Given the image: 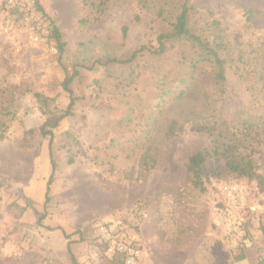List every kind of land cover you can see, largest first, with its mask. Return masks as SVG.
<instances>
[{"label":"rangeland","instance_id":"1","mask_svg":"<svg viewBox=\"0 0 264 264\" xmlns=\"http://www.w3.org/2000/svg\"><path fill=\"white\" fill-rule=\"evenodd\" d=\"M39 2L63 33L61 60L34 0L19 1L21 14L0 6V264H74L69 241L81 264H122L97 252L96 227L107 217L140 245L137 264H264L256 180L223 174L201 191L187 170L190 155L218 137L263 171L264 0L189 2L190 25L220 45L222 86L211 63L193 65L199 52L189 43L151 52L180 0ZM75 71L73 115L52 129L57 170L45 206L52 165L40 128L49 115L36 93L49 98L54 124L69 103L62 81ZM194 122L221 135L194 131ZM225 185L241 197L229 198Z\"/></svg>","mask_w":264,"mask_h":264},{"label":"trees","instance_id":"2","mask_svg":"<svg viewBox=\"0 0 264 264\" xmlns=\"http://www.w3.org/2000/svg\"><path fill=\"white\" fill-rule=\"evenodd\" d=\"M147 0H139V2L146 6ZM190 0H180V12L177 13L175 16L174 21L170 22L169 29L161 32L157 37L158 45L154 47L153 51L154 54H163L166 52L168 48V44H174L176 42L182 43H189L192 47L197 49L199 52V58L195 61L192 60L193 65H198L197 62H207L211 63L214 68L215 74V81L219 85H223L226 81V61L220 53V45L214 44L207 38L203 37L202 35L198 34L194 28L190 25L191 17L190 11L192 7L189 4ZM34 6L36 10H38L42 17H44L48 21L47 31H48V38L54 42V48L58 51L59 60H61L62 55L64 53L65 42L63 40V33L60 31L54 20L50 18V16L45 12L39 0H34ZM15 11L20 13L17 8H14ZM97 10H103L101 6H98ZM246 12V22L249 25L253 24V10L249 7H245ZM21 14V13H20ZM22 18V17H21ZM124 33L127 32L128 28L125 26L123 28ZM143 48V47H142ZM145 48V47H144ZM137 52L132 54V58L136 57ZM119 59L116 57L108 56V62H117ZM128 61V60H127ZM79 74L78 71H75L73 74H69L68 72L65 75L64 80L62 81V87L64 91L68 93L69 96V103L66 109L62 112L59 118L55 121L54 124L49 123V116L52 114L50 110L47 109L49 98L44 97L40 93H36V97L38 101L44 103L46 109L45 113L48 114L47 120L44 122L42 127L40 128V133L43 137L50 136L49 139V156L50 162L52 165L51 175L48 181L47 191H46V201L45 206H47V202L49 201V192H50V185L53 181L55 176V172L57 170V162L55 160L54 151H53V128H55L59 121L64 118L65 116L73 115V108L75 107L77 98L75 97L74 91L71 87V83L73 82L75 76ZM3 110L10 114L12 113L9 110V106H4ZM5 123L0 119V127ZM192 130L197 132H206L213 136L221 135L216 132V126L214 124H200L198 122H194L191 127ZM31 130L30 132H33ZM0 137H3V134L0 133ZM215 145L211 148H204L199 149L192 153L189 157L187 170L189 173V179L192 184L199 188L201 191L206 190V183L211 178H219L223 176V174H234L238 177L254 179L257 182V186L259 187L260 191L264 192V167L263 171H258V166L256 161L251 157L250 154L244 153L240 151L237 143L224 142L220 141L218 137L215 140ZM148 154L145 153L143 155L144 160ZM74 159H70V162H73ZM146 164V160L144 161L143 165ZM46 213H39L38 224H41L43 219L45 218ZM262 232L264 233V225L261 227ZM67 238H69L66 235ZM96 244L98 246V253L101 257L107 258L109 260L117 259L121 261L122 264L124 263V255L121 252H115L113 254L106 253V246L107 242L105 239L96 236ZM68 251L72 258L74 264H81L76 258L71 248V242H68ZM242 257H239V259Z\"/></svg>","mask_w":264,"mask_h":264},{"label":"built area","instance_id":"3","mask_svg":"<svg viewBox=\"0 0 264 264\" xmlns=\"http://www.w3.org/2000/svg\"><path fill=\"white\" fill-rule=\"evenodd\" d=\"M19 1L24 0H0V6L3 8L8 4L14 5L18 9ZM28 2V0H26ZM35 39H39L38 36ZM223 191L229 198L241 197L240 191L236 186L225 185ZM97 236L103 238L107 242L106 253L113 254L121 252L124 255L125 264H137L141 258L142 250L140 245L136 243L134 237L126 231L124 223L116 217H107L96 227Z\"/></svg>","mask_w":264,"mask_h":264},{"label":"crops","instance_id":"4","mask_svg":"<svg viewBox=\"0 0 264 264\" xmlns=\"http://www.w3.org/2000/svg\"><path fill=\"white\" fill-rule=\"evenodd\" d=\"M72 250H73V249H72ZM244 262H245V259H244V260H241V261H240V264H243Z\"/></svg>","mask_w":264,"mask_h":264}]
</instances>
